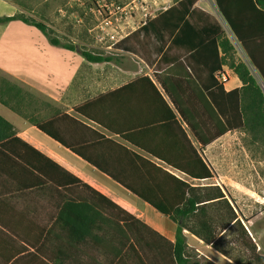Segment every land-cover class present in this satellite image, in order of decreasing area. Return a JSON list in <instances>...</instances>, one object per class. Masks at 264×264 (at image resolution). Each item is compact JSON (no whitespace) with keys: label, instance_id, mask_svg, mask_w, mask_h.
<instances>
[{"label":"crops","instance_id":"1","mask_svg":"<svg viewBox=\"0 0 264 264\" xmlns=\"http://www.w3.org/2000/svg\"><path fill=\"white\" fill-rule=\"evenodd\" d=\"M168 1L169 5L160 12L174 4L172 0ZM214 8L221 20L214 17ZM192 9L195 13L190 12L189 21L197 29L206 28L211 32L227 35L234 44L238 57L250 64L249 58L221 15L216 0H198ZM0 11L9 12L4 16H12L18 12V8L0 0ZM148 13L147 18H154L158 14H153L150 9ZM139 14L141 18L145 15ZM144 23L142 22L141 26ZM127 36L128 33L118 38L110 48L123 52L115 47V43ZM149 36L161 45L162 39L152 34ZM172 39L173 36H167L165 44L163 38L166 45L164 51L170 46ZM164 51L158 55L152 67L155 68L160 63V68L155 70L158 79L173 77L176 80L175 87L170 86L168 92L159 82L158 85L153 80L149 72L142 73L141 68L138 70L121 67L117 61L113 62L115 68L112 72L115 75L112 74L107 79L97 78L89 82L79 80L75 83L69 81L63 95V106L66 107L64 111L61 110V103L49 102L47 107L50 112L43 119H50L54 111L58 110L193 187L227 188V184L233 180L220 173L219 169L262 168L264 142L257 139L251 141L248 138L263 135L264 132L251 134L242 130L229 131L208 145L201 144L195 138L182 115L174 107L173 96L178 103L184 106L190 104L193 109L202 112L203 105H209L211 102L210 93H216V85L209 76V70L203 65V58L191 60V53L182 46L170 48L166 55H163ZM129 53L137 55L131 51ZM140 57L143 58V64L151 70L147 64H152L149 57ZM223 70L229 76L228 82L223 85L225 92L240 89L243 85L240 79L228 67H223ZM254 73L264 92L263 80L255 71ZM213 76L215 78V74ZM125 86H128V89L117 92ZM109 93L112 95L93 106L91 112L92 116H104L117 127L119 131L116 132L107 130L93 119L85 118L74 110ZM67 100L73 104L69 106ZM14 115L16 116L10 117L11 122L4 115L1 116L14 126L17 137L132 216L137 222L128 220V223H132V228L142 233L144 247L150 244L152 239L163 249L169 248L167 242H175L177 225L173 221L31 125L25 118L16 113ZM191 118L198 119V115L191 114ZM202 119L209 125V116L202 115ZM64 133L74 144L82 148L89 147L96 159L103 160L110 168L120 171L131 182L145 185L152 183L153 176L154 180L161 177L154 174L150 165L133 156H125L113 144L98 145L101 143L100 138L92 136L93 134L71 122H65ZM198 157L212 172L211 179H195L184 171L185 168L196 170L199 165ZM168 194L175 198L177 192ZM71 201V192L66 191L64 187L56 188L49 182H41L40 177L30 169L21 166L3 168L0 171V264H117L126 258L131 243L138 249L133 239L127 242L125 238L120 239L118 236L117 232L122 223L103 212V216L110 218L108 224L96 223L100 229L94 228L92 237H73L70 210L64 209L66 202ZM152 232L159 236H153ZM187 239L188 249L196 248L198 251L203 245L197 238L198 241L191 240L189 236ZM120 250L122 256L115 257ZM169 258L161 255L154 259L138 258V261L139 264H170Z\"/></svg>","mask_w":264,"mask_h":264},{"label":"trees","instance_id":"2","mask_svg":"<svg viewBox=\"0 0 264 264\" xmlns=\"http://www.w3.org/2000/svg\"><path fill=\"white\" fill-rule=\"evenodd\" d=\"M5 1L15 5L22 11L25 9L32 10L26 6L25 2L21 3L20 0ZM197 1L173 0L174 4L171 7L158 13L154 18H147L139 29L115 43V47L132 52V49L127 45L133 37L152 34L156 38L162 39V43L157 50L159 55L166 46V37L171 38L173 36L170 46L164 51L163 55H166L168 50L174 46H182L191 53L189 56L191 60L203 58V65L209 70V76L212 77L216 85V93H210L211 102L209 105L204 104V110L201 112L193 109L190 104L184 106L178 103L175 96H173L174 107L182 115L195 138L201 144L208 145L229 131L242 130L251 134L264 132V92L254 73L255 71L264 82V0H216L221 15L249 58L250 64L245 63L238 57L237 50L227 35L217 34L206 28L197 29L189 21L190 12L191 14L195 13L192 8ZM15 21L37 28L52 45L62 46L70 51H77V48L72 45L61 44L59 40L51 35L45 24L25 16L23 12L12 16H0V25ZM79 53L89 63L118 61L113 56L93 54L86 50H80ZM223 67H228L240 79L243 84L240 89L227 93L223 85H220L214 78L213 75L223 71ZM158 82L166 92L169 91L170 86L174 88L176 85V80L173 77L160 78ZM150 84L155 89L151 81ZM126 89H128V86L117 92ZM111 95L112 93L102 95L76 107L74 110L85 118L93 119L111 132L119 131L104 116H92L91 112L93 106L105 101ZM36 101L34 95L7 79L0 78V104L25 118L31 125L37 127L47 136L112 178L177 225L175 242L169 243L166 241L169 246L168 249L160 248V245L154 239L145 246L163 256L170 257V264H197L193 262L189 254L185 232L217 251H221L217 246L219 237L233 228L239 227L243 230V234L249 235L228 200L227 190L224 187H193L172 174L159 169L127 147L105 138L71 116L61 114L58 110L54 111V115L50 119L39 118L29 112L32 104ZM191 114L198 115V119H192ZM202 115L209 116V125L205 119H202ZM66 121L83 128L86 132L93 134L92 136L100 138L101 143L98 145L113 144L125 156H133L150 165L154 170V174H159L161 177L154 180L153 176L152 183L145 185L131 182L120 171L110 168L103 160L96 159L91 154L89 147L82 148L66 138L64 133ZM208 132L209 135H207ZM122 136L127 139L125 135ZM253 138L257 140L264 139V133L263 135H254ZM198 161L199 165L195 168L196 170L191 171L185 168L184 171L195 179H211L213 177L212 172L201 158L198 157ZM15 166L30 169L40 177L41 182H49L56 188L64 187L66 191L71 192L72 201L66 202L64 209L66 211L70 210L73 237H92L93 229H100L99 226H96V223L108 224L110 218L103 216L101 214L103 212L122 223L117 232L120 239L125 238L127 242H131L132 239L136 240L138 250L141 245L144 248L142 233L134 230L132 223H128V220L137 222L132 216L125 213L113 202L59 164L18 138L14 126L0 115V171L5 167L15 168ZM162 183L164 184L162 185ZM172 191L177 192L175 198L168 194ZM212 208L219 214L218 217L210 214ZM223 211L227 212L228 218H224L226 215L220 214ZM221 221L223 223L219 225ZM219 226L222 228L219 229ZM152 235L159 236L155 232H152ZM160 239L163 238L160 237ZM130 246H132V243ZM121 251L115 257L120 258L122 256ZM140 258L142 259V257ZM254 261L255 264H264V257L258 255L254 258Z\"/></svg>","mask_w":264,"mask_h":264},{"label":"rangeland","instance_id":"3","mask_svg":"<svg viewBox=\"0 0 264 264\" xmlns=\"http://www.w3.org/2000/svg\"><path fill=\"white\" fill-rule=\"evenodd\" d=\"M20 1L25 2L32 10L22 11L17 7V13L23 12L25 16L45 24L51 35L61 44L77 48V51H70L62 46L52 45L37 28L20 21L0 25V78L7 79L35 96L37 101L29 110L31 114L39 118L46 117L50 112L47 107L49 102L61 103V110L64 111L66 107L63 106V95L69 81L89 82L115 75L112 72L115 63H89L81 56L80 50L113 56L121 67L138 70L141 68L142 73L149 72L158 84V74L155 70L160 68V63L155 68L152 65L158 58L157 50L160 45L150 36L137 35L128 42L127 46L138 56L126 51L116 52L110 46L118 38L139 29L141 23L146 21V15L141 18L139 14H144V5L156 14L169 5L168 0H105L136 7L132 17L113 22L112 25L107 24L103 16L92 11L93 0ZM212 13L214 17L222 19L216 8ZM8 14L9 12L0 11L2 16ZM98 36H103L104 40L100 41ZM142 55L149 57L152 64H147L151 70L143 64V58L140 57ZM66 103L69 106L73 104L69 100ZM0 114L10 122V117L16 116L1 104ZM248 139L254 140L252 136ZM260 141L264 142V139ZM219 172L233 180L227 184V188L223 187L227 190V198L249 235L243 234L239 227L233 228L219 237L217 246L221 251L203 244L198 251L196 248H190L189 254L197 264H255L256 256L264 257V163L262 168H225L219 169ZM227 212L220 214L228 218ZM210 214L214 217L219 215L214 208ZM220 223L219 225H222L223 222ZM220 228L222 227L219 226ZM185 233L191 240L198 241V238ZM134 243L137 245L136 240ZM158 256L161 254L155 250L143 248V245L138 250L132 245L126 258L117 264H139L140 257L154 259Z\"/></svg>","mask_w":264,"mask_h":264},{"label":"built area","instance_id":"4","mask_svg":"<svg viewBox=\"0 0 264 264\" xmlns=\"http://www.w3.org/2000/svg\"><path fill=\"white\" fill-rule=\"evenodd\" d=\"M93 4L94 8H91L93 9L92 11L103 16L107 24L109 25H112L113 22H120L123 19H129L130 17H132V13L136 9V7L131 4L122 5L114 2H106L105 0H93ZM142 11L147 17V15L149 14L148 6L144 5ZM98 39L102 41L104 40V37L98 36ZM215 78L220 85L226 84L229 80V76L224 70L217 72L215 74Z\"/></svg>","mask_w":264,"mask_h":264}]
</instances>
